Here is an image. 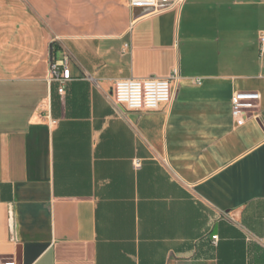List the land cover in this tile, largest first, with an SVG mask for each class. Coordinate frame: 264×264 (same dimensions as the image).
Masks as SVG:
<instances>
[{
  "label": "crops",
  "instance_id": "1",
  "mask_svg": "<svg viewBox=\"0 0 264 264\" xmlns=\"http://www.w3.org/2000/svg\"><path fill=\"white\" fill-rule=\"evenodd\" d=\"M144 10L0 0L1 264H264V0ZM173 71L169 105L115 102V81Z\"/></svg>",
  "mask_w": 264,
  "mask_h": 264
},
{
  "label": "built area",
  "instance_id": "2",
  "mask_svg": "<svg viewBox=\"0 0 264 264\" xmlns=\"http://www.w3.org/2000/svg\"><path fill=\"white\" fill-rule=\"evenodd\" d=\"M187 0H129L131 9L149 10L147 15H157L172 9L180 10ZM260 51H264V32L258 35ZM71 81L69 59L64 55L60 60L49 64L47 82L56 84L59 95H64L66 85ZM179 81L176 71L166 78L121 79L114 83L115 102L129 112H151L161 106L169 105L173 100V89ZM199 84V81H196ZM260 95L257 92H235L231 96V113L235 127L243 126L257 108ZM139 167V163H135ZM218 237H212V244L217 245ZM1 264V263H0Z\"/></svg>",
  "mask_w": 264,
  "mask_h": 264
},
{
  "label": "water",
  "instance_id": "3",
  "mask_svg": "<svg viewBox=\"0 0 264 264\" xmlns=\"http://www.w3.org/2000/svg\"><path fill=\"white\" fill-rule=\"evenodd\" d=\"M147 13H149V10H144V14H147Z\"/></svg>",
  "mask_w": 264,
  "mask_h": 264
},
{
  "label": "trees",
  "instance_id": "4",
  "mask_svg": "<svg viewBox=\"0 0 264 264\" xmlns=\"http://www.w3.org/2000/svg\"><path fill=\"white\" fill-rule=\"evenodd\" d=\"M51 57H52V50H51Z\"/></svg>",
  "mask_w": 264,
  "mask_h": 264
}]
</instances>
